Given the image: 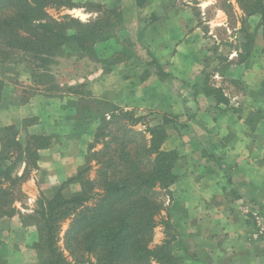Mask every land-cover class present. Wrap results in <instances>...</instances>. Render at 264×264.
I'll return each instance as SVG.
<instances>
[{"label": "crops", "instance_id": "0c3cea01", "mask_svg": "<svg viewBox=\"0 0 264 264\" xmlns=\"http://www.w3.org/2000/svg\"><path fill=\"white\" fill-rule=\"evenodd\" d=\"M95 1L104 3L106 0ZM169 1L143 0L144 5L140 6L138 0H125L123 26L128 39L134 38L140 46L156 48L159 61L163 59L169 64L164 68L167 75L161 79L151 68L137 85L131 82L133 76L125 84L115 77L113 100L111 96L103 99L124 109L159 111L178 122L175 128L168 130L169 136L163 148L180 153L173 169L178 177L171 186L169 205L176 217L174 227L185 240L179 249L186 258L185 264H264V247L253 249L252 226L247 213L249 207L264 210V104L254 93L259 94L260 89L247 88L249 82H245L247 74L242 70L250 66V60L232 65L223 77L220 76L229 81H242L245 86L242 91L223 87L228 102L216 104L203 90L205 80H201L202 71L196 70L197 66L192 64L202 59L190 52L192 48L205 50L199 44L202 26L191 27L184 21L178 5L173 3L170 6ZM83 11L86 17L99 15L95 11ZM220 12L223 13L222 10ZM110 31L108 39L103 41L105 47L114 45L110 40L117 38L115 32ZM113 53L110 49L104 58ZM100 71V79L110 75L102 76L105 71ZM15 75L21 79L18 73L0 72V79L5 82L0 102V138L4 127L16 125L18 139L23 141L27 134L39 131L37 124L23 125V121L38 114L35 103L50 97L43 91L44 96L38 92L28 101L18 102L14 92L19 87L27 90L31 87L20 82L23 79L18 81L19 85L12 86L9 80ZM118 79L124 94L122 97L118 94ZM102 92L104 96L110 95ZM49 129L56 132L51 127ZM57 145L56 141L47 150L57 154ZM1 147L0 139V150ZM24 170L25 165L19 174ZM41 177V171L37 169L24 184L29 196L27 206L19 204L21 212H33L39 190L37 182L42 185L43 192L46 188L50 190L49 184L44 183ZM44 195L51 197L52 194L47 192ZM33 235V228H23L17 240L10 242L8 236L3 238L8 243L3 249L8 264L37 262V253L31 243L35 240Z\"/></svg>", "mask_w": 264, "mask_h": 264}, {"label": "trees", "instance_id": "16d2710c", "mask_svg": "<svg viewBox=\"0 0 264 264\" xmlns=\"http://www.w3.org/2000/svg\"><path fill=\"white\" fill-rule=\"evenodd\" d=\"M238 1L245 15L243 22L253 15L260 16L264 41V0ZM138 2L140 6L144 5L141 0ZM50 7L72 8L75 2L0 0V64L17 66L27 63L37 85L41 84V71L51 75L50 64L63 46L95 55L97 40L105 41L109 37L105 31L100 36V30L98 33L90 27L84 29L81 22L77 23L81 28L79 31L68 32L69 24L49 15L47 9ZM249 38L253 45L255 36L249 35ZM251 52L250 48L248 56ZM35 69L42 70L37 72ZM4 85L0 79V102ZM32 87L31 94L17 96L18 102L28 101L37 94ZM44 89L45 95L51 96V88ZM203 90L216 104L228 102L223 87L209 83L208 79ZM69 92L82 93L78 90ZM100 103L104 102H97ZM107 105L110 112L98 108V113H93L88 108L87 112L92 114L83 118L87 125L100 121L91 145L94 148L93 145L101 143L100 140L104 142L103 147L93 154L99 164L96 177L88 175L92 164L82 165L52 198L41 196L34 213L27 216L38 221V239L32 244L37 253L35 264H178V255L170 246L169 232L161 245H151L157 225L156 215L163 208V203L155 197L157 188L170 189L178 177L173 169L180 153L163 148L169 136L167 124L172 120H166L164 116L163 122L156 118L147 121L153 112L140 114L135 109H124L110 102ZM138 124L145 125V128L135 130L134 126ZM18 135L16 125L2 129L0 220L12 218L19 212L16 202L22 199L21 184L27 180L30 167L39 168V151L52 142V136L47 134H27L24 141L19 140ZM22 165L25 170L19 174ZM70 182L78 183L80 189L66 195L64 186ZM68 218L71 222L65 247L72 259L59 245L62 224ZM163 223L171 227L168 220ZM0 264H8L1 249Z\"/></svg>", "mask_w": 264, "mask_h": 264}, {"label": "rangeland", "instance_id": "374dc122", "mask_svg": "<svg viewBox=\"0 0 264 264\" xmlns=\"http://www.w3.org/2000/svg\"><path fill=\"white\" fill-rule=\"evenodd\" d=\"M74 2L75 7H50L47 11L52 17L59 20H65L69 24L68 32L70 33L81 29L77 24L79 22L82 23L84 29L88 30V27H90L89 29L92 31L93 29H96L97 32L100 30V36L104 31L105 33H110V30H112L115 32L114 35L117 37L116 39L110 40L114 43V45L105 47L103 45V41H99L98 39L96 42L97 45H95V55H86L85 53L82 54L74 47L63 46L62 50H59V53H57L54 57V62L50 64L49 70L52 72L50 76L48 73H43L42 71L40 72L42 69H35L37 72H40L39 76L41 78V84L38 85L33 82V77L31 76L27 63L19 64L17 66L12 64L2 66L0 64V72H5L6 70L11 74L18 73L20 78L23 79V81H20L21 79H17L15 75V77L9 80L12 86H17V84L19 85V80L20 82H24V85H28L30 87L33 86L32 90L37 91L36 93L41 92V95L43 94V96V90H45L44 88H51L52 92L51 96H49L50 99H46L45 101V99L42 98L41 101L35 103L34 107L35 109L37 108L38 114L28 117L23 121V125L31 126L33 124H37L36 128L39 131L36 133L39 132L52 136L50 146L41 149L42 152H39L38 157V170H40L42 174L40 179L44 183L49 184L50 190H47L46 188V193L45 191L43 192L40 188L42 185L37 182L39 190L37 191V198L35 199L33 205V211L36 209L37 200L41 196L45 197L46 195L44 194H47L48 192L49 195H52L51 197H46L52 198L58 188L65 181L71 178V176L75 175L79 167L82 165L92 164L93 168L88 175L91 178L96 177L99 164H97V159L96 157H93V154L103 147L104 142L100 140L101 143L94 144V148H92L91 145L95 140V131L100 121L87 125L84 123L83 118L84 115L89 116L92 114L91 112H87L88 108L93 113H98V108H101L103 112H110L111 108H107L108 105L106 106V103L108 104L109 102H112L103 98L106 97V99H108V97L111 96L113 100L114 91L112 86L115 82V77L120 78L121 81H123V84H125L130 81V76H133L134 79L131 82H136L134 85H137L140 82V79H142L143 76L151 70V68L154 69L161 78H164L165 75H167L164 68L166 65H169L163 59L162 61H159L157 58L158 55H156V48L151 45H148L147 47L140 46L136 41H134V38L131 40L127 38V31L124 32L125 29L123 28L126 19L125 0H106L104 3L95 0H74ZM173 3L174 6L178 5L177 7H179L183 13L184 21H186L191 27L196 25L202 26L199 35V44L202 45L205 50L192 48V51H190L194 56H201L202 58L192 63L195 67L197 66L196 70L198 68L199 71H202L200 73L201 75L203 74L201 79L202 82L205 80L206 83L208 79L209 83H221L223 85H221L222 87H233L236 91H242L245 83L236 80L229 81L227 78L223 79L222 77L225 75L224 72L232 68V65L241 64L242 60L245 61L246 59H249L250 66H247L245 70H242L245 74H247L245 82H249V86H247V88L251 87L252 90H257L258 88L260 89L258 91L259 94H257V92L254 93H256V98H258L259 101L262 100L261 102L264 104V41L262 27L259 26L260 16L258 14L253 15L248 17L243 22L245 15L243 10L240 8L238 0L169 1L170 6ZM83 9L98 12L99 15L97 17H86L83 14ZM220 10H222L223 13H221ZM249 35L255 36L253 45L250 44ZM250 48L252 52L251 55L248 56L247 53ZM110 49L113 50V55L104 58V56L109 54ZM175 50H177V47ZM239 53L240 55H238ZM100 70L105 71L102 76L107 73H110V75L107 74L106 78L100 79ZM120 79H118L117 89L119 90V96L122 97L124 94L123 90H121L119 86ZM127 79L129 80L126 81ZM25 82H27V84H25ZM69 90H78L80 93L82 92L83 95L82 93H70ZM29 91L30 90L27 91V89L19 87L15 93L18 97H20L21 94H31ZM102 91H106L110 95L104 96ZM98 96L102 98H98ZM98 101L104 103L97 104ZM137 112L145 114L141 112L148 111L137 110ZM150 112H153V116L147 118V121L156 118L158 122H163L164 116L166 120H172L167 124V130L175 128L178 123L176 120L168 117L162 112ZM107 116H109V113ZM125 122L126 121H124V123ZM113 126L116 127V125ZM50 127L55 129L56 132L50 131ZM144 128L145 125L142 124L134 126L135 130H142ZM137 138L139 140L140 137L137 136ZM56 141L58 144V152L57 154H52L47 149L50 148ZM54 145H56V143ZM23 166L24 165H22V167ZM22 167H20L19 171ZM36 170L37 169L30 167L27 180L22 182L21 185L23 195L21 201L16 202L17 208L19 207V204L27 206L26 202L28 201L29 195L24 189V184L31 179L33 172ZM125 170L126 169L124 168V172ZM71 173H73V175H70ZM79 189L80 185L78 183L70 182L64 186V194L70 195ZM26 190L30 191L29 188ZM170 196H172L171 188H157V194L155 197L158 201L163 203V208L156 215L157 225L154 230V238L151 245L153 247L161 245L166 239L167 232H169V240H171L170 246L172 247L173 252L178 255L176 256L178 264H185L186 258L179 250L180 245L184 244L185 240H182L179 230L177 227H174L175 224L173 221H175L176 217L169 205ZM256 212H258L260 217L264 220V210H262L261 207L247 208V213L250 215L249 219L252 226V234L256 230V227H258L255 218ZM33 213L34 212L25 214L19 210V212H16L14 216V218L16 217L14 222L12 221L14 219L13 217L0 220V249L2 252L4 246L8 244L3 241V238L8 236L7 240L10 242L17 240L21 232H23V228H26V230L27 228H29V230L33 228L35 241L38 239V221L36 218L33 219L31 217H27ZM164 220H168L170 222V228L165 226L163 223ZM70 222L71 218H68L62 224L59 245L65 251V254L68 255L69 259H72L65 247V240ZM7 233L9 235H7ZM29 233L30 231H28V234ZM33 241H31V243H34ZM252 242L254 245L253 249L262 248L264 247V236L259 240H252Z\"/></svg>", "mask_w": 264, "mask_h": 264}, {"label": "built area", "instance_id": "2783aa9c", "mask_svg": "<svg viewBox=\"0 0 264 264\" xmlns=\"http://www.w3.org/2000/svg\"><path fill=\"white\" fill-rule=\"evenodd\" d=\"M255 218L258 227H256V230L253 232L252 239L259 240L264 236V220L260 217L258 212L255 213Z\"/></svg>", "mask_w": 264, "mask_h": 264}]
</instances>
